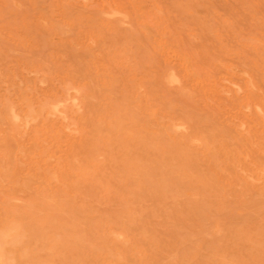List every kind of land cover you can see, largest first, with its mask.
<instances>
[{"label":"rangeland","instance_id":"374dc122","mask_svg":"<svg viewBox=\"0 0 264 264\" xmlns=\"http://www.w3.org/2000/svg\"><path fill=\"white\" fill-rule=\"evenodd\" d=\"M0 264H264V0H0Z\"/></svg>","mask_w":264,"mask_h":264}]
</instances>
